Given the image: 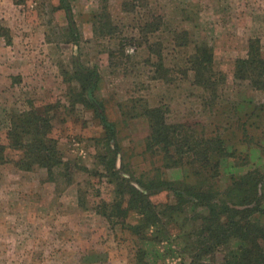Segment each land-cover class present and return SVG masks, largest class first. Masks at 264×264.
Masks as SVG:
<instances>
[{
  "label": "rangeland",
  "instance_id": "rangeland-1",
  "mask_svg": "<svg viewBox=\"0 0 264 264\" xmlns=\"http://www.w3.org/2000/svg\"><path fill=\"white\" fill-rule=\"evenodd\" d=\"M254 38L264 53V0H0V139L13 115L53 106L49 138L64 163L51 175L0 164V264H188L207 210L185 193L179 206L183 186L222 195L261 175L264 209V91L233 78ZM203 45L215 78L205 88L193 69ZM147 107L212 150L147 149ZM112 168L136 187L153 182L160 223L137 236V211L107 219L118 200Z\"/></svg>",
  "mask_w": 264,
  "mask_h": 264
},
{
  "label": "trees",
  "instance_id": "trees-1",
  "mask_svg": "<svg viewBox=\"0 0 264 264\" xmlns=\"http://www.w3.org/2000/svg\"><path fill=\"white\" fill-rule=\"evenodd\" d=\"M193 69L200 87L214 86L213 55L210 48L205 45L197 47L193 58ZM90 73L77 74L82 93L77 94L76 97H83V92L91 86ZM233 78L237 81H246L250 87L264 91V53L260 40L249 39L245 57L238 58L234 62ZM53 108L50 105L45 106L42 112L33 108L10 118V126L5 138L0 139V164L11 163L24 172L39 167L45 169L48 175H51L55 168L64 165L56 143L49 138L52 128L49 113ZM143 114L149 121L150 127L147 149L152 151L154 147H159L168 155L170 150L182 154L186 148L204 156L207 155V149L212 150L211 140H202L204 148H201L191 136L183 133L182 125L168 124L160 108L147 107ZM213 141L221 145L219 139ZM108 172L117 186L118 196V200L112 204L114 211L105 214L108 220H111L112 216L124 219L130 211H137L142 218L141 224L131 227L132 233L137 236L140 235L141 228L160 223L161 212L148 195L152 190L153 182L138 181L136 187L130 180L121 178L113 168ZM158 181L154 187L159 185ZM258 182L262 183L261 175L259 178L254 175L243 176L234 180L232 186L222 195L210 189L194 191L189 186L180 189L181 192L176 195L179 206L184 200L183 193H185L194 198V205L207 210V216L202 217L201 227L196 233L197 252L188 264H264V224L254 217L257 213L264 214V209L259 205L261 196L257 198ZM159 183L169 188H174L175 185L164 181ZM251 203H255V208L241 209L242 206H249ZM232 242L238 244L235 249L230 247ZM220 247L227 249V255L222 262L203 261V255L212 254Z\"/></svg>",
  "mask_w": 264,
  "mask_h": 264
}]
</instances>
